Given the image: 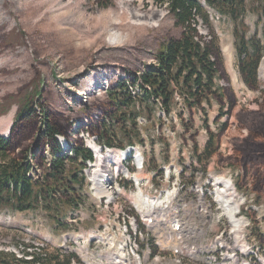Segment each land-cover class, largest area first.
<instances>
[{
  "label": "rangeland",
  "instance_id": "rangeland-1",
  "mask_svg": "<svg viewBox=\"0 0 264 264\" xmlns=\"http://www.w3.org/2000/svg\"><path fill=\"white\" fill-rule=\"evenodd\" d=\"M204 9L210 15L209 24H204L201 17H196L193 25L197 36L203 41H214L219 48L220 68L224 70L225 78L218 76L216 84L221 88L229 86L236 96L237 105L231 113L221 117L216 103H205V114L193 110L194 125H187L189 131L184 133L186 126L182 125L180 119L186 118L188 113L182 98L179 95L175 97L168 113H164L160 102H156L151 107L149 119L146 118L149 110L138 118L141 142L136 141L135 144L139 146L144 162L142 166L135 165L134 161L127 162L126 168L133 175V181L129 182L125 190L135 193L140 186L149 195H158L160 185L165 186L162 165L167 161L166 157L172 155L178 158L181 153L188 155L191 163L203 169V174H199L197 179L201 187L205 188L202 201L208 208H204V204L196 206L193 203L194 194L185 191L178 194L177 199L192 201L190 208L193 213L187 215L185 221L194 222L205 229V237L196 243L202 245L205 256H208V261L203 264H225L224 251L220 252L217 244L213 243V237L218 234H222L226 240L232 239L227 215L222 213L217 202H213L215 188L212 182L221 173L226 179L230 178L241 198L240 209L234 211L238 219H246L243 234L246 241L251 246L259 247V252L264 254V243L259 244L255 240V233L261 232L264 236V184L259 183L254 176L253 187L257 194L252 192L250 175L240 178L219 160V155L225 154L230 144L232 147L238 138L244 136L241 131L246 130H238L236 115L242 109L256 108V99L260 91L264 90V72L261 74L263 76L258 75L256 90L246 88L238 72L235 32L230 19L208 6H204ZM263 11L264 0H245L243 20L246 36L261 29L263 21L260 16H263ZM2 24L5 31L15 32L17 40L14 48L0 50V101L5 94L13 93L30 82L36 68L43 79V98L47 108L69 117L76 127L86 123L87 116L96 113L98 103L106 98L108 87L118 78H129L133 74L139 76L140 72L155 62V55L162 45L171 38H178L183 30L181 26L175 25L172 14L160 0H109V4L105 5L98 0H0ZM113 35L119 39L114 44L108 40ZM262 63L264 65V59ZM133 89L138 91L135 87ZM15 110L16 105H12L6 113L0 114V121H10L11 125ZM204 116L208 117L212 129H216L224 119L228 127L221 134L222 139H219L215 152L197 161L194 159L191 135H195L198 152H202L207 141ZM214 118L220 120L216 122ZM80 128L83 130L79 134L85 135L86 126ZM109 160L111 158L105 157L98 166L101 175L104 173L109 179L111 177L105 184L108 189L114 181L122 185V179L112 173L114 168ZM31 174L36 176L40 173L34 170ZM84 175L86 181L81 189L83 203L77 210L67 212L61 218L59 227L40 209L24 212L0 209V251L13 252L17 257L24 254L28 257L39 256L43 262H47L54 261L53 256L56 261L61 260L68 254V247H73L80 262L72 264H84L81 260L99 262L107 247L95 239V232L106 229L107 221L117 214L123 212L126 215L129 207L113 194L109 199L105 196L97 198L90 182L91 170L86 169ZM136 175L139 180L135 179ZM201 209L209 213L205 219L194 212ZM113 232L116 234L115 230ZM46 237H49L48 240ZM91 251L92 256H87L86 252ZM156 253L165 261L160 260L161 264H172L171 260L176 261V257L181 260V264H194L168 251ZM153 256L150 255L146 263L142 264H152L157 258Z\"/></svg>",
  "mask_w": 264,
  "mask_h": 264
},
{
  "label": "trees",
  "instance_id": "trees-1",
  "mask_svg": "<svg viewBox=\"0 0 264 264\" xmlns=\"http://www.w3.org/2000/svg\"><path fill=\"white\" fill-rule=\"evenodd\" d=\"M98 1L102 5L109 4V0ZM160 2H164L172 14L175 25L183 28L180 36L162 45L155 55L156 65L146 67L139 76L118 78L106 91V98L98 103L96 113L87 116L86 123L81 124L97 133L107 146L131 143L139 134L137 117L145 115L146 110L150 115L157 100L167 110L174 93L180 95L189 113L192 108L203 110L202 104L213 100L220 106L225 104L228 113L233 111L236 106L233 91L229 86L221 88L215 83L218 76L225 78V72L220 68L219 48L214 41H203L197 36L193 25L196 17L209 24V13L204 6L222 12L230 19L235 32L240 76L249 89L258 88L257 69L264 55V11L260 16L263 21L260 34L246 36L245 0ZM3 25H0V50L14 48L17 36L13 30L5 31ZM39 72L35 68L30 82L5 94L0 101V114L16 105L8 135H0V209L15 212L40 209L60 225L58 218L68 209L75 210L83 201L80 193L84 184L82 167L86 160L92 159V154L78 136L80 126H73L69 117L47 108ZM134 87L138 92L133 94ZM256 105V109H242L237 113V128H244L246 134L232 144L230 154L220 155V161L230 170L237 171L240 178L250 175V190L257 194L253 187L254 176L264 184V90L260 91ZM191 119L192 113L181 122L186 126L184 121H189L191 125ZM227 126L223 123L220 131ZM208 136L203 158L215 152V136L210 131ZM59 137L67 142V150H62ZM34 167L40 170L41 178L34 179L30 175ZM26 256L17 257L13 252L0 251V264H71L75 258L74 254H66L61 260L56 261L53 256L54 261L43 262L39 256L30 259Z\"/></svg>",
  "mask_w": 264,
  "mask_h": 264
},
{
  "label": "bare ground",
  "instance_id": "bare-ground-1",
  "mask_svg": "<svg viewBox=\"0 0 264 264\" xmlns=\"http://www.w3.org/2000/svg\"><path fill=\"white\" fill-rule=\"evenodd\" d=\"M140 23L141 22H138V24H140ZM108 40L112 44L117 43L119 41L118 37L115 36V35L110 36ZM260 68H261V74H262V72H264V65L261 64ZM10 117L8 119H10ZM10 123H11L10 121H9V123L5 122V121H0V125H1L0 126V131H1L0 133L2 134V136L8 133L9 127H10ZM80 137H82L86 143H87V140L92 142L93 139L95 138L93 136L92 137H88L87 134H85V135L81 134ZM64 142L66 143V141H64ZM135 159H136L137 164H142L143 163V157L140 156L137 153L135 155ZM113 168H114V166H113ZM102 174L103 175H101V173H99L98 171H95V176H94L95 192L94 193H95V196L97 198H100L101 196L104 195L105 197H107V199H109V197L112 195V193L107 187H105V184L108 183L109 180H111V177L109 179V177H107V175H105L104 173H102ZM135 178H136V180L139 179L138 177H135ZM229 179L224 178V181L222 180L221 182H219L218 181V175H217V176L214 177V180H213L212 183L215 186L216 196L220 200L226 201L227 203H229L232 206V208H233L232 213L229 215L228 219H229V222H230V225H231V232H232V235H233V238H234V242L239 244L241 247H245V246H243V239H244L243 233H244V222L245 221L243 219L236 218L237 215H235V211H234V210L240 209L239 205H240V199L241 198L238 197L236 189H235L233 183ZM137 193L140 195L142 193V188H138ZM191 212L193 213V211H191ZM194 212H197L198 215L200 217H202V219H205L206 216H209V213H207V211L202 210V209L194 211ZM175 236H176V234H175ZM46 238H49V237H46ZM74 239H76V238H74ZM87 239H88V237H87ZM175 239H176V237H175ZM234 242H233L232 251L240 252L239 251L240 247H238V248L234 247ZM159 243H160V245L164 244V242H159ZM120 250L121 251L123 250L122 244H121ZM105 255H106V253H103L101 255V259L104 258ZM174 259L177 261L176 258H174ZM234 259L235 260H230L231 261L230 262L229 261V255L227 254V256L225 257V260H226L225 264H244V263H239L237 258H234ZM160 260H162V259L157 257L152 262V264H157V263L160 262ZM176 261H172L171 260L172 264H177ZM163 262H165V261H163ZM160 264H161V262H160Z\"/></svg>",
  "mask_w": 264,
  "mask_h": 264
},
{
  "label": "flooded vegetation",
  "instance_id": "flooded-vegetation-1",
  "mask_svg": "<svg viewBox=\"0 0 264 264\" xmlns=\"http://www.w3.org/2000/svg\"><path fill=\"white\" fill-rule=\"evenodd\" d=\"M256 108H257V105H256ZM256 108H255V109H256Z\"/></svg>",
  "mask_w": 264,
  "mask_h": 264
}]
</instances>
